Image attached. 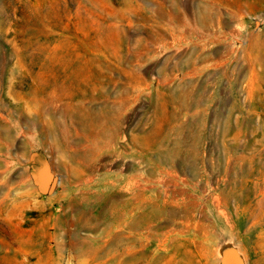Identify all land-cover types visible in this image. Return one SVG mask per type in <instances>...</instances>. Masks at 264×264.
<instances>
[{
  "label": "rangeland",
  "instance_id": "rangeland-1",
  "mask_svg": "<svg viewBox=\"0 0 264 264\" xmlns=\"http://www.w3.org/2000/svg\"><path fill=\"white\" fill-rule=\"evenodd\" d=\"M239 261L264 264V0H0V264Z\"/></svg>",
  "mask_w": 264,
  "mask_h": 264
},
{
  "label": "bare ground",
  "instance_id": "bare-ground-1",
  "mask_svg": "<svg viewBox=\"0 0 264 264\" xmlns=\"http://www.w3.org/2000/svg\"><path fill=\"white\" fill-rule=\"evenodd\" d=\"M92 181V180H91ZM84 182H86L87 184H88V182H89V179H88V177H86V179L84 180ZM261 231V230H260ZM234 239V238H233ZM232 247V246H231ZM234 251H237V250H234ZM233 252V251H232ZM239 253V252H238ZM239 256V255H238ZM237 257V255H235V258ZM234 258V259H235ZM238 259V258H237ZM237 259H235V260H237ZM237 262V261H236ZM240 262V264H242L243 263V261H239ZM242 262V263H241ZM234 263V262H233ZM238 263V262H237Z\"/></svg>",
  "mask_w": 264,
  "mask_h": 264
},
{
  "label": "water",
  "instance_id": "water-1",
  "mask_svg": "<svg viewBox=\"0 0 264 264\" xmlns=\"http://www.w3.org/2000/svg\"><path fill=\"white\" fill-rule=\"evenodd\" d=\"M55 184H56V181H54V183H53L52 187H53Z\"/></svg>",
  "mask_w": 264,
  "mask_h": 264
}]
</instances>
